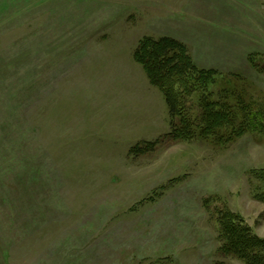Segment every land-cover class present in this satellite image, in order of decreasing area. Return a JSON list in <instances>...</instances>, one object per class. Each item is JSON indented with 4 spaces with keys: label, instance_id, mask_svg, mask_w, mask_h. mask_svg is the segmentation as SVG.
<instances>
[{
    "label": "rangeland",
    "instance_id": "obj_1",
    "mask_svg": "<svg viewBox=\"0 0 264 264\" xmlns=\"http://www.w3.org/2000/svg\"><path fill=\"white\" fill-rule=\"evenodd\" d=\"M164 35L264 114V0H0V264H245L224 208L264 238V130L203 139L194 92L196 136L167 137L133 56Z\"/></svg>",
    "mask_w": 264,
    "mask_h": 264
},
{
    "label": "trees",
    "instance_id": "obj_2",
    "mask_svg": "<svg viewBox=\"0 0 264 264\" xmlns=\"http://www.w3.org/2000/svg\"><path fill=\"white\" fill-rule=\"evenodd\" d=\"M133 56L164 96L171 119L167 137L192 139L196 136L185 102L194 92L199 94L202 107L199 135L203 139L212 137L216 143L228 144L250 130H264V114L257 102L240 98L232 103L227 98H211L213 91L208 90L217 81L219 71L199 66L182 41L168 35L145 36ZM155 144L147 142L146 148L134 146L131 151L142 152ZM256 197L264 201V192ZM218 221L220 250L224 255L237 257L245 264H264V238L255 234L239 214L224 208Z\"/></svg>",
    "mask_w": 264,
    "mask_h": 264
}]
</instances>
